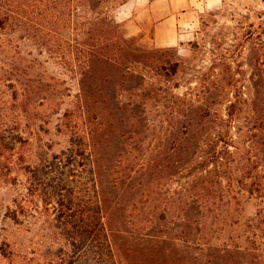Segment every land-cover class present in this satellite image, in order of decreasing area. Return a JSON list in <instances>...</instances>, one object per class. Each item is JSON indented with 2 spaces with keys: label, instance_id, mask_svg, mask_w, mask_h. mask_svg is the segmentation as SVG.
Returning <instances> with one entry per match:
<instances>
[{
  "label": "rangeland",
  "instance_id": "374dc122",
  "mask_svg": "<svg viewBox=\"0 0 264 264\" xmlns=\"http://www.w3.org/2000/svg\"><path fill=\"white\" fill-rule=\"evenodd\" d=\"M141 3L104 12L120 24L114 43L128 59L119 71L130 65L136 77L121 78L114 62L110 99L137 100L145 119L137 128L109 122L95 151L76 107L84 60L58 55L71 32L60 31L57 10L40 28L45 48L0 36V264H112L97 194L108 205L125 192L132 217L148 186L168 214L154 224L184 264H264V0H222L189 44L159 52ZM199 108L208 113L200 123ZM91 152L105 160L97 182ZM163 155L182 157L167 173L139 172L142 159ZM117 168L135 172L124 191L113 185Z\"/></svg>",
  "mask_w": 264,
  "mask_h": 264
},
{
  "label": "trees",
  "instance_id": "16d2710c",
  "mask_svg": "<svg viewBox=\"0 0 264 264\" xmlns=\"http://www.w3.org/2000/svg\"><path fill=\"white\" fill-rule=\"evenodd\" d=\"M123 2L124 0H0V36L18 33L22 39L33 42L37 48H45L48 45L44 43L47 38L41 34L40 28L46 21V12L53 9L57 10L56 18L59 21L60 31L71 32L70 39L61 37L57 53L59 56H79L84 60L83 66L78 68L79 93L76 107L87 122L86 149L90 148L92 151H95L101 136L105 135L106 129L108 130L109 122L117 120L130 128L131 126L137 128L145 119V110L137 100L129 103L121 100L115 103L109 95L110 85L113 84L114 79V72H112L114 64L118 63L119 68L116 71H119L120 65H126L128 56L114 43L116 35L114 30L120 29V24L106 14L104 9L107 4L116 6ZM170 49L175 48H156L155 52ZM167 70L177 72L176 68L170 65ZM119 74L123 79L136 78L134 73L130 72V65L125 66V71H119ZM131 95L135 96V94ZM194 115L199 119V123L208 117L207 111L201 108L196 109ZM194 128L197 129V126ZM171 147L180 148L183 144L175 141L171 143ZM92 153L90 154L91 163L97 182L105 160L100 156L101 154L93 156ZM124 154V158L123 156L120 158L121 165L128 155L127 151ZM79 155L84 157L85 150H82ZM181 157L163 155L155 160L150 158L147 160L145 157L141 160L142 170L139 172L147 175L154 171L167 173L174 169ZM135 178V172L124 168L116 174L113 185L121 186L124 191L125 184ZM154 193V188L151 186L142 192L144 200L138 207L139 212H134L132 217L125 216L128 211V207L123 206L125 192L115 197L119 199L116 202L113 198H107V201H110L108 205H106L104 194H97L100 211L105 221L104 246L110 256V261L106 263L124 264L129 256L132 260L128 264H168L169 262L184 264V262H189L185 256L178 257L179 244H175L169 236H163L160 231L161 226H155L156 222L165 223L168 220V214L157 210ZM50 200L51 197L44 200L43 205L47 207ZM118 212L124 215L121 220L115 218ZM131 212L133 213V210ZM156 214L157 218L154 216ZM73 237L75 243L83 245L79 236L73 235ZM96 238L99 237L96 236ZM98 245L103 247L102 244L96 242V248ZM126 251L128 256L125 255ZM96 256H98L97 253ZM102 257V254H99V258L103 261Z\"/></svg>",
  "mask_w": 264,
  "mask_h": 264
},
{
  "label": "crops",
  "instance_id": "0c3cea01",
  "mask_svg": "<svg viewBox=\"0 0 264 264\" xmlns=\"http://www.w3.org/2000/svg\"><path fill=\"white\" fill-rule=\"evenodd\" d=\"M221 4L222 0H142L140 16L152 25L155 48H181L194 39L202 15Z\"/></svg>",
  "mask_w": 264,
  "mask_h": 264
}]
</instances>
